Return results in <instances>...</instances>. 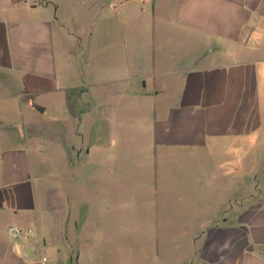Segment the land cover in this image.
<instances>
[{"label":"crops","instance_id":"0c3cea01","mask_svg":"<svg viewBox=\"0 0 264 264\" xmlns=\"http://www.w3.org/2000/svg\"><path fill=\"white\" fill-rule=\"evenodd\" d=\"M263 110L264 0H0V264H264V205L236 220L211 196L218 174L150 178L141 228L118 213L128 184L112 172L136 144L162 174L217 151L244 169ZM113 119L144 134L109 129L123 142L105 153L95 126ZM85 131L93 146L74 144ZM200 182L197 203L175 187Z\"/></svg>","mask_w":264,"mask_h":264},{"label":"rangeland","instance_id":"374dc122","mask_svg":"<svg viewBox=\"0 0 264 264\" xmlns=\"http://www.w3.org/2000/svg\"><path fill=\"white\" fill-rule=\"evenodd\" d=\"M46 100L48 101V97H44L43 101L46 103ZM70 102H73V99H70ZM254 102V101H253ZM48 105V102L46 103ZM143 106V105H142ZM145 107V106H143ZM251 107V106H250ZM249 108V107H248ZM264 112V110H263ZM49 113V110L46 114ZM252 116L254 119L257 118L258 115V107H255V104H252L251 109ZM113 117V116H110ZM131 118V117H130ZM120 121L116 122L114 119L112 121H105L96 124L95 128L98 129V133H100V136L96 138L99 145H101V150L105 153L111 152L112 149H115L114 147H117L120 145L122 147V142L118 143L117 139L115 143H112V141L115 139H111L110 132L118 129L123 123L128 128L127 131H125L127 134L130 133V136L137 135L138 131H141V134H144V130H138L137 125H139L140 122L137 121ZM109 122V123H108ZM89 125V124H88ZM108 129H104L105 126H109ZM144 125V124H142ZM261 127L256 132H252V134H257L255 137H253L248 143H247V160L245 162L244 169L241 167L239 169L237 167L236 170H230L228 171L226 168V162H227V154H224L223 152H218L214 155L212 154H200L197 156H190L189 163H192V165L195 164V166L199 165V169H195V167H192L191 169H187L186 167H183V169H177L170 170L165 174H162L161 170L153 169L152 166H150V162H153L152 159H150V155L154 156L152 153H148L144 146H141L139 144L134 145V147H137L133 150L131 155L127 158L120 157L117 158V161L124 166L119 168L118 170L113 169V176L117 177L118 179L125 180V182L128 184V186L123 187L124 193L126 194V189L128 190L129 198L130 200L124 203L125 208H119L118 207V213H126L127 216H132V221L134 222L135 226H140L141 228L144 226V224L147 221V218H142L141 216L144 215L149 209H150V202L151 200H148L146 197H144L143 192H141L142 189H144L147 193V185L148 180L150 178H153L154 181L159 180H165V179H171V180H179V181H185L187 179H204V180H213L212 176L218 174V177L225 179V184L220 185L219 188L213 195L215 196V202L218 201V199H222L224 196L225 199H229L228 203L225 201V207L224 209H229L230 211H236L237 213L235 219H238V212L239 208L240 210L249 208L255 205L263 204L264 205V117L261 121ZM254 127V124L252 128ZM90 129V128H89ZM111 129V131H109ZM116 132V131H115ZM95 133V132H94ZM97 133V134H98ZM87 136L86 137H80L76 138L74 141V144L80 145L82 143H88L90 146H93L95 141V136L90 135L89 131H85ZM140 134V133H139ZM128 136V135H127ZM61 140V139H60ZM111 140V142H110ZM127 146V145H126ZM114 152V151H113ZM170 160H173L172 158ZM116 161V160H115ZM178 163V162H176ZM175 162H170L169 166H174L176 164ZM184 163V164H189ZM115 164V163H114ZM179 164H183L179 163ZM105 168L108 169L109 173L110 170H112V167L109 169V165L104 167L102 172L106 175ZM224 169V170H223ZM216 173V174H215ZM111 176V174H110ZM211 176V177H210ZM226 177V178H225ZM207 184L200 182L197 186H191L190 183H184V185L179 186L178 183L175 187L179 188L181 190L180 193L184 196H194L196 198H193V202L197 203L199 200H203L201 198L206 193V186ZM145 186V188H143ZM213 185H209L210 188ZM143 190V191H144ZM257 200V201H255ZM216 206V205H215ZM124 210V211H123ZM233 214V213H232ZM141 231L136 228V231H130L125 233V235L120 236V242L121 241H130L131 243H139L141 241L140 236L141 234L138 232ZM169 238H173L175 235V232L170 231L168 234Z\"/></svg>","mask_w":264,"mask_h":264},{"label":"built area","instance_id":"2783aa9c","mask_svg":"<svg viewBox=\"0 0 264 264\" xmlns=\"http://www.w3.org/2000/svg\"><path fill=\"white\" fill-rule=\"evenodd\" d=\"M7 233L9 237L15 241H19L22 239H30V238L33 239L34 237H36V232L33 229L31 228L22 229L17 226L9 227ZM42 260L46 261V258H43Z\"/></svg>","mask_w":264,"mask_h":264},{"label":"water","instance_id":"95a60500","mask_svg":"<svg viewBox=\"0 0 264 264\" xmlns=\"http://www.w3.org/2000/svg\"><path fill=\"white\" fill-rule=\"evenodd\" d=\"M34 106L37 108V110H39L40 112H44L45 111V108L44 107H41V106H38L36 104H34Z\"/></svg>","mask_w":264,"mask_h":264}]
</instances>
